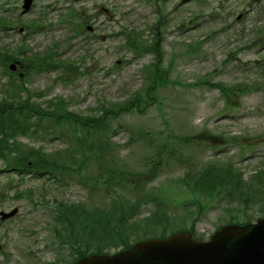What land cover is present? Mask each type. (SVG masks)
I'll use <instances>...</instances> for the list:
<instances>
[{"label":"rangeland","instance_id":"1","mask_svg":"<svg viewBox=\"0 0 264 264\" xmlns=\"http://www.w3.org/2000/svg\"><path fill=\"white\" fill-rule=\"evenodd\" d=\"M25 1L0 0V23L5 24L0 52H9L21 66L12 77L2 75L0 66V95L8 78L19 82L18 73H24L28 92L42 93L37 103L60 97L74 114L95 113L101 104L123 102L138 91L145 66L155 62L152 54L131 52L123 36L155 43L168 82L146 112L111 121L109 138L119 147L118 158L138 171L165 144L162 167L148 188L156 199H168L175 213L169 215L181 227L191 222L182 205L197 198L181 182L184 164L230 161L244 180L264 168V0H29L24 10ZM160 17L161 25L154 28ZM35 56L49 57L56 70L31 72L38 65ZM65 65L84 74L63 85L58 77ZM216 83L236 89L228 107ZM140 134L149 135L150 142L139 141ZM42 137L19 141L47 153L65 147L53 135ZM60 201L108 202L74 183L59 186L46 177L19 175L0 160V212L16 209L13 217L0 220V264L71 261L69 244L54 230L59 229L53 215ZM263 208L224 198L205 202L195 236L207 240L230 219L254 223L264 218ZM153 209L154 203L143 204L138 218H148Z\"/></svg>","mask_w":264,"mask_h":264},{"label":"trees","instance_id":"2","mask_svg":"<svg viewBox=\"0 0 264 264\" xmlns=\"http://www.w3.org/2000/svg\"><path fill=\"white\" fill-rule=\"evenodd\" d=\"M158 20L154 28L161 25L160 20L163 19L160 17ZM1 24L0 27H4L5 24ZM154 28L155 33L157 29ZM123 37L124 46L135 55L152 54L155 59V62L144 68L147 73L144 72L142 87L123 102L104 103L95 113L81 116L69 111L68 103L60 97L44 104L37 103L35 99L42 98V93L28 92L23 83L24 73L19 82L8 78L7 84L2 85L5 87L0 95V160L3 166L19 175L30 174L38 179L46 177L59 186L74 183L92 196L101 193L108 200L107 203L92 205L86 202L57 203L53 219L59 229L55 227L54 230L57 237L70 246L72 258L68 264L92 254L116 253L129 249L140 240L166 238L179 231H189L198 238L195 236V223L204 211V203L208 201L224 198L237 201L245 208L253 202L264 206L263 167L244 180L241 172L230 161L215 159L199 165L184 164L181 182L197 198L182 205L189 213L191 222L189 228L181 227V223H176V218L169 215L175 213L168 208V199L156 196L163 202L159 204L148 188L162 167L165 144L158 146L155 159L147 161L145 169L141 171L129 169L118 158L119 147L111 144L109 138L113 127L111 121L124 114L146 112L154 103L158 89L168 82V71L159 65L160 55L154 48L155 43L146 44L147 41H141L130 33ZM32 58L38 65L31 68V72L56 70L55 66L49 65L51 62L47 56L44 59L37 56ZM14 61L9 52H0L2 75H14L7 69L8 64ZM64 70L58 77L63 85L71 84L84 74L79 73L77 67L69 65H65ZM213 86L220 90L228 107L229 98L236 89L217 83ZM22 90L27 92L24 99L20 96ZM40 134L55 136L53 138L65 145L64 149L47 153L42 148H33L19 141V138L44 140L45 137ZM147 136L140 134L139 141L150 142ZM152 203L154 209L149 217L139 219L141 206ZM232 221L230 219L227 224H232ZM163 223L165 226L158 229ZM248 223L249 220L244 224Z\"/></svg>","mask_w":264,"mask_h":264},{"label":"water","instance_id":"3","mask_svg":"<svg viewBox=\"0 0 264 264\" xmlns=\"http://www.w3.org/2000/svg\"><path fill=\"white\" fill-rule=\"evenodd\" d=\"M29 5L26 0L23 9ZM16 68L15 62L8 66L11 72ZM15 214L16 209L0 212V220ZM72 264H264V218L242 226H223L205 241L181 231L165 239L139 241L117 253L81 257Z\"/></svg>","mask_w":264,"mask_h":264}]
</instances>
